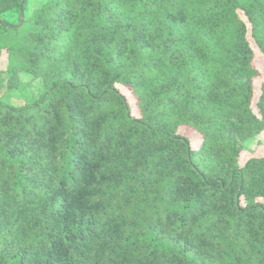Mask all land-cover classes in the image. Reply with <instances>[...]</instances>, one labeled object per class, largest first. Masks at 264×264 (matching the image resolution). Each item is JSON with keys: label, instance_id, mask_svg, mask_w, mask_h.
<instances>
[{"label": "trees", "instance_id": "trees-1", "mask_svg": "<svg viewBox=\"0 0 264 264\" xmlns=\"http://www.w3.org/2000/svg\"><path fill=\"white\" fill-rule=\"evenodd\" d=\"M260 60L264 0H0V264H264Z\"/></svg>", "mask_w": 264, "mask_h": 264}, {"label": "rangeland", "instance_id": "rangeland-1", "mask_svg": "<svg viewBox=\"0 0 264 264\" xmlns=\"http://www.w3.org/2000/svg\"><path fill=\"white\" fill-rule=\"evenodd\" d=\"M3 62H6V58H4ZM259 63L264 69V60H260ZM37 87H38V84H36L33 89H30V94L36 93ZM247 146H248L249 151H251V153L255 152L261 155L264 154V132H262L259 136L255 137L254 139L250 140L247 143Z\"/></svg>", "mask_w": 264, "mask_h": 264}, {"label": "water", "instance_id": "water-1", "mask_svg": "<svg viewBox=\"0 0 264 264\" xmlns=\"http://www.w3.org/2000/svg\"><path fill=\"white\" fill-rule=\"evenodd\" d=\"M22 20L24 21L25 20V16L23 15V18H22Z\"/></svg>", "mask_w": 264, "mask_h": 264}]
</instances>
